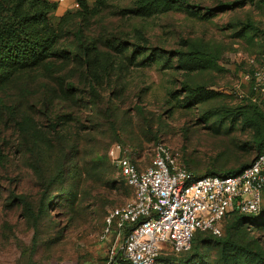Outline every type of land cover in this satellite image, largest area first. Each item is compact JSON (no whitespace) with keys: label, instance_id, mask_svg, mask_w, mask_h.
Returning <instances> with one entry per match:
<instances>
[{"label":"rangeland","instance_id":"1","mask_svg":"<svg viewBox=\"0 0 264 264\" xmlns=\"http://www.w3.org/2000/svg\"><path fill=\"white\" fill-rule=\"evenodd\" d=\"M188 1L201 9L143 14L138 0H104L84 21L77 8L57 9L54 52L0 85V264L108 263L106 216L134 195L109 155L116 144L147 165L164 143L198 175L258 154L244 76L264 62V6L207 13L233 0ZM175 50L208 63L181 68ZM222 223L219 238L242 249L213 238L194 264H261L264 218Z\"/></svg>","mask_w":264,"mask_h":264},{"label":"built area","instance_id":"2","mask_svg":"<svg viewBox=\"0 0 264 264\" xmlns=\"http://www.w3.org/2000/svg\"><path fill=\"white\" fill-rule=\"evenodd\" d=\"M244 80L252 102L264 106V62ZM109 155L134 195L106 216L100 240L114 237L107 264L117 263L119 256L129 264H182L178 258L191 249L196 232L219 237L230 214L264 212V149L230 176L196 177L164 143L147 165L120 144Z\"/></svg>","mask_w":264,"mask_h":264},{"label":"trees","instance_id":"3","mask_svg":"<svg viewBox=\"0 0 264 264\" xmlns=\"http://www.w3.org/2000/svg\"><path fill=\"white\" fill-rule=\"evenodd\" d=\"M77 3V13L82 15L84 21L85 16L90 12L99 11L100 6L104 0H95V7L90 8L88 0H75ZM138 9L143 14H151L160 9L168 10L174 4L184 2L189 8L201 9L197 3H191L188 0H138ZM245 1H257L264 6V0H233L227 2H219L214 7H205L207 13L219 12L221 10L234 9L243 4ZM58 3L50 0H0V85L3 84L8 78L12 76L15 68L18 66H26L38 61L54 52L53 49L57 46L61 39V30L52 21V14L57 11ZM65 15L61 17L60 22L65 21ZM83 23V22H82ZM254 24L247 25L246 28H253ZM77 42L80 46H84V33L83 24L76 32ZM162 52L164 50H161ZM168 52V51H164ZM177 57L178 65L181 68H201L208 61L198 53H185L181 50L170 51ZM88 62V61H87ZM93 92L96 91L95 85H91ZM251 94V93H250ZM250 103L251 115L253 126L259 132L256 139L257 148L259 150L255 158L264 149V106L254 102ZM254 158V159H255ZM254 159L247 163L242 164L237 168L230 169L229 171L221 172L214 165L206 168L204 174H196L194 170L185 165L196 177H203L207 175L230 176L236 175L248 167ZM236 221H249L253 219L254 222L264 218V212L259 216H247L238 213H232ZM125 236L129 234L126 229ZM204 235H209L205 237ZM215 239L223 245H230L236 249H242L230 238H219L213 236L208 232L198 231L195 233L191 249L184 253L178 260L182 264H194L195 257L203 242L210 239ZM195 252V253H194ZM108 260V259H107ZM117 261L120 264H129L124 261L121 256ZM264 264V260H260Z\"/></svg>","mask_w":264,"mask_h":264},{"label":"crops","instance_id":"4","mask_svg":"<svg viewBox=\"0 0 264 264\" xmlns=\"http://www.w3.org/2000/svg\"><path fill=\"white\" fill-rule=\"evenodd\" d=\"M50 1L57 2L59 4L58 5V11L60 13H64L68 10H73V9L77 8V3L75 0H50ZM88 2H89V0H88ZM114 264H120V263L117 262Z\"/></svg>","mask_w":264,"mask_h":264}]
</instances>
